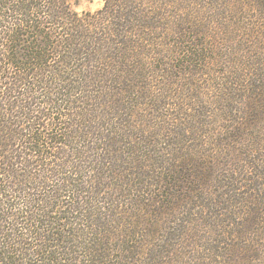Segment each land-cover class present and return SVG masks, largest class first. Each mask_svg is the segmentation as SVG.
Returning a JSON list of instances; mask_svg holds the SVG:
<instances>
[{
  "label": "rangeland",
  "instance_id": "rangeland-1",
  "mask_svg": "<svg viewBox=\"0 0 264 264\" xmlns=\"http://www.w3.org/2000/svg\"><path fill=\"white\" fill-rule=\"evenodd\" d=\"M68 4L85 19L107 4L120 5V13L104 22L114 21L109 42L99 51L85 48L71 64L72 71L94 75L84 83L88 90L74 93L77 108L85 117L104 116L106 140L130 160L114 162L105 172L85 170L114 199L109 205L92 199V206L105 205L107 212L97 217L102 224L96 231L111 229L109 239L93 246L100 260L111 254L113 262L125 255L132 264H264V139L256 152L247 139H229L238 119L231 117L245 104L231 107L224 99L233 84H244V93L264 75L259 10L247 0ZM240 100L245 103L244 96ZM255 129L248 124L241 134L258 135ZM92 142L88 155L110 156L101 142ZM70 154L62 159L77 157ZM62 200L52 216L72 203ZM74 249V256L84 251ZM71 262L87 264L78 256Z\"/></svg>",
  "mask_w": 264,
  "mask_h": 264
},
{
  "label": "trees",
  "instance_id": "trees-1",
  "mask_svg": "<svg viewBox=\"0 0 264 264\" xmlns=\"http://www.w3.org/2000/svg\"><path fill=\"white\" fill-rule=\"evenodd\" d=\"M247 3L259 10L257 17L264 22V0ZM115 7L107 4L97 17L85 19L70 10L68 0H0V264H74L77 256L87 264H132L125 255L115 262L111 254L100 260L98 247H93L109 239L111 229L96 231L102 224L97 217L107 212L105 205L92 206V199H105L106 204L114 199L108 200L111 196L104 195L99 181H89L85 170L105 172L114 162L130 160L117 155L120 147L112 149L113 143L106 140L109 124L104 116L85 117L77 108L74 93L88 90L84 83L94 75L72 71L71 65L85 48L99 51L100 44L109 42L114 21L104 22L114 11L120 13V5ZM106 73L109 80L115 79L113 72ZM126 79L122 77L123 82ZM248 86L242 93L246 86L233 84L224 95L231 107L245 104L231 117L238 119L228 137L251 141L248 146L256 152L264 139V75ZM242 96L245 103L239 101ZM248 124L258 135L241 134ZM92 139L101 142L110 156L88 155ZM69 153L77 157L68 163L62 158ZM101 163L107 166L100 168ZM118 174L125 173L120 169ZM63 197L72 203L52 216ZM74 248L84 251L76 250L74 256ZM106 248L112 250L105 242Z\"/></svg>",
  "mask_w": 264,
  "mask_h": 264
}]
</instances>
